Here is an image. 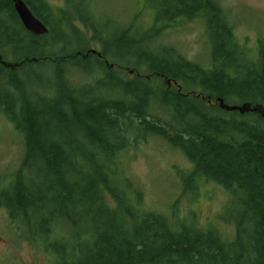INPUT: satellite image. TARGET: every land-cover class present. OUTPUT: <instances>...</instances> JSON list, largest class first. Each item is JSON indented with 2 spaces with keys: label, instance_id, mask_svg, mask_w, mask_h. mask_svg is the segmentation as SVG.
Listing matches in <instances>:
<instances>
[{
  "label": "trees",
  "instance_id": "16d2710c",
  "mask_svg": "<svg viewBox=\"0 0 264 264\" xmlns=\"http://www.w3.org/2000/svg\"><path fill=\"white\" fill-rule=\"evenodd\" d=\"M155 1L150 29L113 30L86 0L42 1L30 6L48 32L34 35L0 0V116L22 141L0 208L53 264H264V40L245 49L216 0ZM183 20L204 26L207 64L157 43ZM148 138L191 165L185 194L225 189L233 240L145 206L121 157Z\"/></svg>",
  "mask_w": 264,
  "mask_h": 264
},
{
  "label": "rangeland",
  "instance_id": "374dc122",
  "mask_svg": "<svg viewBox=\"0 0 264 264\" xmlns=\"http://www.w3.org/2000/svg\"><path fill=\"white\" fill-rule=\"evenodd\" d=\"M46 1L53 7H59L64 0ZM86 1L89 8L83 15L91 16L104 29L106 26H113L111 30L119 29L120 25L134 21L135 17L137 26L143 25L150 29L154 16L160 12L158 8L157 11L147 8L150 0ZM159 2L155 1L157 7ZM216 2L231 23L239 43L252 54L255 53L258 39L264 40V0ZM75 25L85 31L80 21L75 22ZM161 28L157 43L174 47L190 61L202 64L209 62L208 40L200 21L188 23L183 20ZM87 36L90 37L88 32ZM73 45L76 47L79 43ZM90 47L94 50L99 48L95 43H91ZM253 108L264 113L263 106L254 105ZM21 154V137L9 121L0 116V189L10 182L8 179L18 168ZM121 161V171L140 188L147 208L163 212L173 222L187 220L199 228H215L227 241L234 239L235 226L225 219L228 216L225 209L229 201L228 193L223 187L204 181L194 195L185 194L180 175L190 171L191 165L179 151L160 139L148 138L136 148L124 152ZM15 227L17 224L10 221L6 211L0 208V264L54 263L47 253L38 251L18 235ZM57 233L67 234L65 230Z\"/></svg>",
  "mask_w": 264,
  "mask_h": 264
},
{
  "label": "water",
  "instance_id": "95a60500",
  "mask_svg": "<svg viewBox=\"0 0 264 264\" xmlns=\"http://www.w3.org/2000/svg\"><path fill=\"white\" fill-rule=\"evenodd\" d=\"M23 27L34 35H43L48 28L32 13L22 0H11ZM96 53V50H91Z\"/></svg>",
  "mask_w": 264,
  "mask_h": 264
},
{
  "label": "flooded vegetation",
  "instance_id": "af4514ba",
  "mask_svg": "<svg viewBox=\"0 0 264 264\" xmlns=\"http://www.w3.org/2000/svg\"><path fill=\"white\" fill-rule=\"evenodd\" d=\"M11 1V0H10ZM26 5H27V7L30 9V10H32L31 8V6L30 5H33L34 7H37V6H41V3L43 4V2L42 1H44L45 2V4L47 3V1L46 0H22ZM11 4H12V10L14 11V13L17 15V12H16V10H15V8H14V3L11 1ZM48 4V3H47ZM63 4L64 3H62L60 6H63ZM50 5V4H49ZM59 6V7H60ZM17 17H18V15H17ZM18 19H19V17H18ZM20 20V19H19ZM262 110V109H261ZM262 115H264V113L263 112H260Z\"/></svg>",
  "mask_w": 264,
  "mask_h": 264
}]
</instances>
